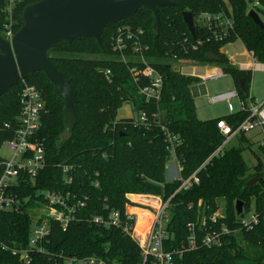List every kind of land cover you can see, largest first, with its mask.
<instances>
[{"label":"trees","instance_id":"trees-1","mask_svg":"<svg viewBox=\"0 0 264 264\" xmlns=\"http://www.w3.org/2000/svg\"><path fill=\"white\" fill-rule=\"evenodd\" d=\"M38 1L19 0L14 8V33L22 25L23 9ZM172 1L175 6L159 9L157 34L152 30V13L141 9L131 20L104 29L101 46L93 39L82 38L48 52L50 62L64 73L76 91V125L69 141L60 140L63 104L54 94L53 85L40 72L22 77L44 98L38 139L45 151L46 166L33 186L28 184L20 190L23 198H32L24 205V212L0 213V240L18 250L27 247L31 224L29 210L35 205L33 197L37 191H59L84 202V207L76 211L75 219L65 231L55 223L49 224L51 233L43 245L45 253H32L30 264H67L71 259L91 257L106 264H141L139 246L121 227H104L91 222L95 216L107 220L112 212H119L123 224L125 207L131 205L128 195L169 201L168 238L163 252L172 254V264H264V172L261 163L258 161L252 171L246 164L243 154L247 140L244 138L238 139L240 146L228 147L222 155L208 161L223 140L217 123L223 120L234 127L245 115L198 120L191 92L201 80L182 75L172 67L175 62L219 67L235 87L238 88L242 81L248 89L250 73L239 71L221 50L238 40L264 64V29L248 17L247 6L254 0ZM259 3L264 6V0ZM4 7L5 0H0V34L7 22ZM183 13L192 15L195 40L183 22ZM200 13L229 19L232 32L222 41L210 39L209 32L195 24ZM119 27L129 28L132 40L141 46L145 62L161 75L163 82L158 102L146 103L133 82L129 69L142 67L138 56L126 52V63L112 50L111 38ZM208 53L217 56L218 62L208 61ZM144 83L141 80V84ZM19 90L20 84L0 98L2 122H13L17 117ZM124 104H131L134 117L117 120V112ZM141 114H145V124L138 121ZM166 134L176 138L173 157L180 169L179 179L170 182L165 178L171 157ZM7 139H10L8 133L0 130V149ZM57 165L71 167L70 184H64ZM195 172L199 183L188 190L177 191L181 180ZM254 178L257 183L247 187ZM219 199L225 204V219L212 224L209 219L216 213ZM237 201L243 203V212L252 207L257 211L259 224L252 230L224 236L220 248H205L201 240L208 229L218 230L221 224L230 230L237 229L233 223ZM129 212L136 215L137 223L141 216L149 223L150 215L146 211L130 209ZM201 218L205 219V227L200 225ZM148 223L143 225L147 227ZM188 224L195 225L196 249L179 256L174 252L187 246ZM0 264L23 262L19 255L0 252Z\"/></svg>","mask_w":264,"mask_h":264},{"label":"built area","instance_id":"built-area-1","mask_svg":"<svg viewBox=\"0 0 264 264\" xmlns=\"http://www.w3.org/2000/svg\"><path fill=\"white\" fill-rule=\"evenodd\" d=\"M19 3V0H5L3 13L7 17V22L4 24L1 37L10 42L14 35V8ZM198 28H201L210 34V39L214 41H222L226 39L232 32V24L229 19H220L217 15H209L200 13L194 20ZM111 47L114 52L121 56V60L127 63L126 52L139 58L138 68L134 66L129 69L133 82L137 85L138 93L144 98L145 102H158L161 97L162 77L152 67H150L141 55L142 49L139 43L132 40V35L127 27H119L116 33L111 38ZM247 58L252 61L249 64H240L237 68L241 72L250 73V81L252 73L264 72V64L256 60L252 51H246ZM210 66V65H204ZM219 67L214 68L212 75H207L204 78H199L202 81H208L223 77ZM141 80L145 81L141 84ZM250 83V82H249ZM20 90L18 93L19 113L13 122H2L0 119V130H5L10 139H7L1 148L7 149L11 153L9 159L0 157V213H23L24 205L32 198L25 199L20 190L22 187L33 186L35 179L46 166L45 151L42 143L38 139V132L42 126V115L44 111V98L40 91L29 85L22 77L19 79ZM17 84V85H18ZM243 97V98H242ZM236 101L238 105L237 111L231 106V101ZM208 104L216 105L218 103H226L229 114H242L245 118L238 122L234 127L229 126L225 121L221 120L217 123V129L222 136L221 144L214 150L208 161L213 157L223 154L228 148L227 145L239 138L247 140L245 145L246 151L253 155L256 161L262 165L264 162V100L256 104L248 95L241 94L239 87L233 85V89L225 94L209 97ZM141 124L146 123L145 114H141L138 118ZM250 135V136H249ZM169 150L173 155V143L176 138L166 134ZM255 147L258 155L251 151ZM255 166V167H256ZM63 175L64 184L72 182L71 167L66 165H57ZM179 173L180 169L177 168ZM262 171L264 167L262 165ZM197 172L189 178L181 180L177 191L188 190L193 184H198L199 179L196 176ZM179 179L176 178L175 180ZM96 186V185H95ZM152 200L156 201L154 207H150L146 212L149 213V223L143 233H138L136 228L135 214L129 212L130 208L142 210L136 205H127L125 207V221L121 223V215L119 212H112L107 220L103 217L95 216L91 222L96 225L111 226L112 228L123 229L132 240H134L141 251V264H172V254L163 252V244L168 238L166 226L169 222L167 210L169 201H158L156 197ZM34 206L29 210L31 220L29 228V240L27 247L24 249H16L13 246H8L0 240V252H9L12 256H18L23 264H30L31 254L34 252L45 253L43 245L47 243V238L50 235V223L59 225L62 231H65L69 223L75 219L76 211L84 207L83 201H78L74 196L62 195L59 191H37L34 195ZM159 198V197H157ZM127 199L129 197L127 196ZM160 199V198H159ZM133 206V207H131ZM225 219V213L217 211L209 222L215 224L218 220ZM260 215L252 207L248 212H242L239 216L236 215L234 224L237 229L230 230L221 224L218 230L208 229L205 231L201 240V244L208 249L220 248L223 245V238L226 235L236 234L239 231L252 230L260 222ZM133 221V224L129 222ZM205 219L201 218L200 225L205 227ZM187 229L189 237L187 238V246L175 251L181 256L184 252L193 251L196 249L195 225L188 224ZM203 229V228H202ZM150 259L152 261L150 262ZM67 264H106L96 258H87L85 260L71 259Z\"/></svg>","mask_w":264,"mask_h":264},{"label":"water","instance_id":"water-1","mask_svg":"<svg viewBox=\"0 0 264 264\" xmlns=\"http://www.w3.org/2000/svg\"><path fill=\"white\" fill-rule=\"evenodd\" d=\"M175 5L172 0H40L26 6L21 14L22 25L11 41L4 40L0 35V98L15 87L21 77L43 73L53 85L54 94L62 100L64 124L60 140L69 141L76 125V91L64 73L50 62L48 52L82 38L93 39L101 46L104 29L131 20L141 9L152 13V30L157 34L159 9ZM248 17L264 29L254 11H250ZM182 19L195 40L192 15L183 13ZM206 58L210 62H218V57L212 53H208ZM238 86L241 94L246 95L242 81ZM257 181V178L250 180L247 187H252ZM242 209L243 203L237 201V216Z\"/></svg>","mask_w":264,"mask_h":264},{"label":"rangeland","instance_id":"rangeland-1","mask_svg":"<svg viewBox=\"0 0 264 264\" xmlns=\"http://www.w3.org/2000/svg\"><path fill=\"white\" fill-rule=\"evenodd\" d=\"M247 8H248V12L254 11L257 14L259 20L264 26V6L259 3V0H254V3L248 4ZM223 52L226 55V57L229 59L230 63L237 68L239 67L240 64L252 63V61L247 58V52L243 47L242 43L238 40L226 44L223 48ZM172 67L173 69L178 70V72L182 75L192 76L196 78H204L207 75H212L214 73V68H216L214 66H199V65L197 66L193 64H186L179 62L172 63ZM232 89H233V81L232 79H230L225 75L217 79L202 81L201 84L194 86V89L191 93L194 99V108L197 119L200 121H207L229 115L226 103H218L216 105H210L208 104L207 99L209 97L225 94L231 91ZM248 95L254 100L256 104H259L264 100V72L252 73L251 81L248 85ZM231 106L234 108L235 111H237L238 105L236 101L234 100L231 101ZM131 107H132L131 104H124V106L117 112L116 119L120 120V119H128L134 117L132 114ZM231 146L238 147L240 146V143L237 139H235L230 143V145H227V147H231ZM251 151H253L255 155L260 156L254 146L251 148ZM0 157L3 159H9L11 157V153L3 147L0 149ZM243 158L252 171L256 166V161L253 158V155H251L250 152L245 151L243 154ZM262 165L264 167L263 161H262ZM177 168L178 166L176 160L173 157V155H171L170 160L167 162L166 165L165 178L167 182L173 181V179L178 178L179 173L177 171ZM128 197H129L128 200L131 203V205L134 204L137 207H141L143 211H147L148 208L154 207L155 204L157 203L156 201L152 200L154 198H150V197H146V198L138 197L141 199H135V200H134L135 195H128ZM156 199L158 201H161V199L157 197ZM148 203H150L151 205H149ZM224 206L225 204L223 200L221 199L217 200L216 212L220 210L221 213L224 210ZM131 209H135V208H131ZM147 223L148 222H146V224ZM240 246H244L243 243H240Z\"/></svg>","mask_w":264,"mask_h":264},{"label":"crops","instance_id":"crops-1","mask_svg":"<svg viewBox=\"0 0 264 264\" xmlns=\"http://www.w3.org/2000/svg\"><path fill=\"white\" fill-rule=\"evenodd\" d=\"M221 52L224 53V52H223V49L221 50ZM173 180H175V179H173ZM135 197H137V198H138V197L146 198V197H149V196L135 195ZM130 209H131V208H130ZM135 209H136V208H135ZM146 221H147V220L143 219V217L141 216L140 221H138V223H136V224H137V228L139 229V232H140V233H143V232H144L146 226L143 225V224H145ZM144 226H145V227H144Z\"/></svg>","mask_w":264,"mask_h":264},{"label":"bare ground","instance_id":"bare-ground-1","mask_svg":"<svg viewBox=\"0 0 264 264\" xmlns=\"http://www.w3.org/2000/svg\"><path fill=\"white\" fill-rule=\"evenodd\" d=\"M135 230H136L138 233H140V232H139V229L137 228V224H136V228H135Z\"/></svg>","mask_w":264,"mask_h":264}]
</instances>
